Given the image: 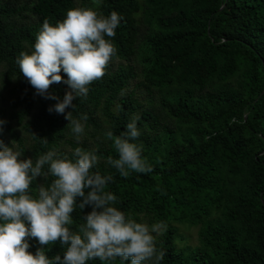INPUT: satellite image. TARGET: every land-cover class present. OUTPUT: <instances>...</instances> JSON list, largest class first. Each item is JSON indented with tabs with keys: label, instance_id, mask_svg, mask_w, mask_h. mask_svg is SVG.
Segmentation results:
<instances>
[{
	"label": "trees",
	"instance_id": "16d2710c",
	"mask_svg": "<svg viewBox=\"0 0 264 264\" xmlns=\"http://www.w3.org/2000/svg\"><path fill=\"white\" fill-rule=\"evenodd\" d=\"M77 7L76 0H0V78L11 86L8 98L0 90V140L34 163L50 150L72 160L77 147L95 150L100 161L91 171L113 176L106 190L117 196L114 206L136 222L164 225L152 233L160 264H264V0H101L98 13L122 19L115 37H105L116 48L105 75L65 110L87 115L79 143L64 114L49 112L58 101L36 94L17 64L45 20L56 25ZM68 90L61 82L48 92L62 100ZM136 116L141 134L132 142L152 171L123 177L106 163L118 153L105 133L120 136ZM53 179L37 177L29 194L38 198ZM91 210L77 204L70 230ZM194 226L191 245L182 232ZM29 244L33 254L41 247ZM66 247L57 241L42 250L52 259Z\"/></svg>",
	"mask_w": 264,
	"mask_h": 264
},
{
	"label": "clouds",
	"instance_id": "9594fccd",
	"mask_svg": "<svg viewBox=\"0 0 264 264\" xmlns=\"http://www.w3.org/2000/svg\"><path fill=\"white\" fill-rule=\"evenodd\" d=\"M100 3L93 0L97 6ZM121 19L116 11L104 16L93 8L69 9L56 25L45 20L34 50L22 52L17 59L20 73L36 94L58 101L48 110L64 114L78 143L85 133L82 121H87V115L76 119L72 111L65 110L74 108L75 99L86 98L88 85L105 75L116 55L114 44L105 37H115ZM61 70L67 79L61 76ZM61 82L69 88L62 100L48 92L52 84ZM138 119L134 117L120 136H114L111 130L105 133L118 153V158L109 156L106 163L123 177L133 171H152L142 157V146L132 142L141 134ZM4 123L0 120V130ZM42 143L46 145L48 140L44 138ZM73 155L75 160L50 150L34 163L31 158L21 159L20 152L0 140V264H87L95 259L111 262L118 257L130 264H160L164 253L156 248L152 233L159 234L164 225L136 222L114 206L117 196L106 190L113 176L91 171L100 161L95 150L77 147ZM49 175L55 179L47 187L41 184L38 198H33L29 194L32 182ZM77 197L82 198L79 203ZM77 204L80 209L91 205L92 210L74 232L69 226ZM30 238L41 246L34 254L28 250ZM57 241L67 246L63 257L57 254L49 259L42 248Z\"/></svg>",
	"mask_w": 264,
	"mask_h": 264
},
{
	"label": "rangeland",
	"instance_id": "374dc122",
	"mask_svg": "<svg viewBox=\"0 0 264 264\" xmlns=\"http://www.w3.org/2000/svg\"><path fill=\"white\" fill-rule=\"evenodd\" d=\"M77 4H78V7H80L81 3H82V0H76ZM94 10H96V5H93L92 7ZM0 90L2 92V95L4 97H9L11 95L10 91H11V86H9L8 88L4 87L3 86V79L0 78ZM19 130L21 132L22 129L19 128ZM184 238H185V242L188 243V244H191V245H195L197 244L198 242V227L197 226H194V227H190V228H187L185 229L183 232H182Z\"/></svg>",
	"mask_w": 264,
	"mask_h": 264
}]
</instances>
